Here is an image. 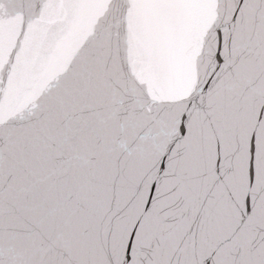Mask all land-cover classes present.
I'll return each mask as SVG.
<instances>
[{
  "label": "snow or ice",
  "instance_id": "1",
  "mask_svg": "<svg viewBox=\"0 0 264 264\" xmlns=\"http://www.w3.org/2000/svg\"><path fill=\"white\" fill-rule=\"evenodd\" d=\"M0 264H264V0H0Z\"/></svg>",
  "mask_w": 264,
  "mask_h": 264
}]
</instances>
